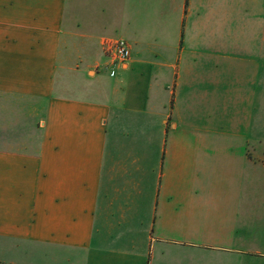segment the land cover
<instances>
[{
	"label": "crops",
	"instance_id": "0c3cea01",
	"mask_svg": "<svg viewBox=\"0 0 264 264\" xmlns=\"http://www.w3.org/2000/svg\"><path fill=\"white\" fill-rule=\"evenodd\" d=\"M0 51V264H264V0H0Z\"/></svg>",
	"mask_w": 264,
	"mask_h": 264
},
{
	"label": "rangeland",
	"instance_id": "374dc122",
	"mask_svg": "<svg viewBox=\"0 0 264 264\" xmlns=\"http://www.w3.org/2000/svg\"><path fill=\"white\" fill-rule=\"evenodd\" d=\"M260 17L262 18V15H260ZM5 50H6V47H5ZM8 60H9V58H8L7 51H5L4 53L0 51V72L4 73V75H13V73L11 71H9V69H11L10 67L12 65H10V67H9V61ZM16 60L17 59L14 60L15 63H16ZM15 66H17V65H15ZM14 76H15L14 79H13L14 82L13 83H8V82L4 83L3 89L6 88V87L10 88V91L12 93H14L15 97L20 95V97H23V98H25V97L26 98H30V97H32L30 95L39 94L37 96H38V98H41L42 95H44L42 93V88H43V87H41L42 83H38V82L34 83L32 81L28 82L27 81L28 78L27 79L25 78L24 80H22V79L19 80L20 78H19L17 72L14 73ZM17 80L20 81V83H17ZM81 83H82L81 84L82 86H84V87L86 86L85 82H81ZM54 88H55V92L59 93L58 98L60 99V88H59L58 84ZM47 90H49V88ZM73 96H74L73 97L74 99H76V98L82 99V98H86L87 95H85V92L83 90L77 89V90L73 91ZM46 98H47V96L43 97V99H46ZM22 116L24 117L21 120L22 123L27 124V123L30 122V119L28 118V116H26V115L25 116L22 115ZM39 116L42 117L43 115H37L36 119L34 120V122H35L34 125L36 126V128H38L39 125H42V122H43V119H41ZM263 123H264V121H263ZM27 126L23 127V130H22L23 132H21V136H25L26 134H28V132L30 133L31 130L28 131L27 128H26ZM33 136L39 137L38 129L35 130ZM261 233H263V232H261ZM247 260H252V259L247 258Z\"/></svg>",
	"mask_w": 264,
	"mask_h": 264
},
{
	"label": "built area",
	"instance_id": "2783aa9c",
	"mask_svg": "<svg viewBox=\"0 0 264 264\" xmlns=\"http://www.w3.org/2000/svg\"><path fill=\"white\" fill-rule=\"evenodd\" d=\"M104 52L113 64L126 61L130 57V50L125 40L114 38L102 42Z\"/></svg>",
	"mask_w": 264,
	"mask_h": 264
}]
</instances>
